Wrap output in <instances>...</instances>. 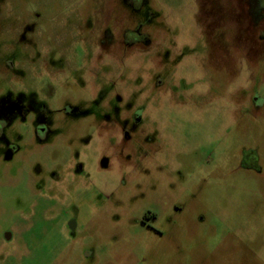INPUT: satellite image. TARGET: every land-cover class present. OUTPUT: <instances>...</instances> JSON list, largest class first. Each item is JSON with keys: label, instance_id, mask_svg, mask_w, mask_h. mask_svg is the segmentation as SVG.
Segmentation results:
<instances>
[{"label": "rangeland", "instance_id": "1", "mask_svg": "<svg viewBox=\"0 0 264 264\" xmlns=\"http://www.w3.org/2000/svg\"><path fill=\"white\" fill-rule=\"evenodd\" d=\"M197 11L0 0V264H264V42Z\"/></svg>", "mask_w": 264, "mask_h": 264}, {"label": "flooded vegetation", "instance_id": "2", "mask_svg": "<svg viewBox=\"0 0 264 264\" xmlns=\"http://www.w3.org/2000/svg\"><path fill=\"white\" fill-rule=\"evenodd\" d=\"M197 4L198 24L201 28L221 30L232 27L236 31L258 33V40L264 42V0H197ZM201 18L205 20L204 23L201 22ZM255 42L254 40L253 43ZM135 122H138L137 117ZM122 131L127 136V131ZM36 133L39 138L43 139L46 134L45 127L40 124ZM155 218L156 216L145 213L140 218V223L162 236L163 233L152 226Z\"/></svg>", "mask_w": 264, "mask_h": 264}]
</instances>
